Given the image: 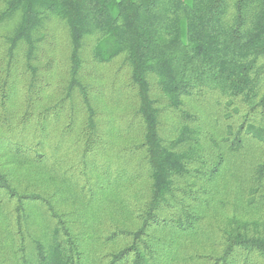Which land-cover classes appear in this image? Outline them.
<instances>
[{
	"label": "trees",
	"instance_id": "1",
	"mask_svg": "<svg viewBox=\"0 0 264 264\" xmlns=\"http://www.w3.org/2000/svg\"><path fill=\"white\" fill-rule=\"evenodd\" d=\"M4 4L0 264H264V0Z\"/></svg>",
	"mask_w": 264,
	"mask_h": 264
},
{
	"label": "rangeland",
	"instance_id": "2",
	"mask_svg": "<svg viewBox=\"0 0 264 264\" xmlns=\"http://www.w3.org/2000/svg\"><path fill=\"white\" fill-rule=\"evenodd\" d=\"M4 1L5 0H0V14L4 11ZM9 27L3 25V26H0V68H5L6 70L4 69H0V71L2 73H0V78L2 77H7L8 75V80H12V84H18V89L21 93V90L22 89H25V86L26 84H23V83H26L29 79H28V75H26L25 77H23V79H21L20 75H19V67H18V59H17V63L14 62V66L11 67V64H9L8 62V56H6V58H4V63L2 62L1 59H3V57L5 55H7L8 53V45L4 42L3 40V37L5 38V34H6V30H8ZM47 32L49 33V40L51 39V41H46L44 42L45 45L44 47H48L47 46V42L48 43H51L52 46H53V49L55 50V59H56V64L54 65V67L56 68L55 71V74L56 72H58L57 69H61V57L59 56H62L64 55V53L66 52V48H67V42L65 40V36H64V27L63 25L57 21V20H54L52 22L49 23L48 25V28H47ZM41 73V72H40ZM17 75L19 76L20 80L18 81L17 79ZM12 78V79H11ZM14 78V80H13ZM7 79V78H6ZM3 80V79H0V81ZM57 80V79H55ZM124 82L123 81H120L115 89L111 92V95L113 94L114 97H116V100L115 101H119V110L117 112V114H126L130 109H131V106H132V100L130 98V95L128 93V91H124L122 87V84ZM1 84V82H0ZM53 84H55V82H53ZM12 85V86H13ZM16 86V85H14ZM109 88H111L109 85H107ZM54 87V85H53ZM114 101V102H115ZM112 106L114 107H117V104H112Z\"/></svg>",
	"mask_w": 264,
	"mask_h": 264
}]
</instances>
